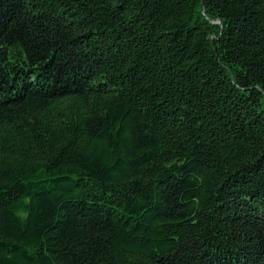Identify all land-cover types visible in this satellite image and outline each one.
Masks as SVG:
<instances>
[{
    "label": "trees",
    "instance_id": "16d2710c",
    "mask_svg": "<svg viewBox=\"0 0 264 264\" xmlns=\"http://www.w3.org/2000/svg\"><path fill=\"white\" fill-rule=\"evenodd\" d=\"M0 264H264V0H0Z\"/></svg>",
    "mask_w": 264,
    "mask_h": 264
}]
</instances>
